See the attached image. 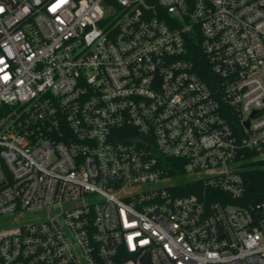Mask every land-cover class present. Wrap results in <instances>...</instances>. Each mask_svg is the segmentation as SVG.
Masks as SVG:
<instances>
[{
  "label": "built area",
  "instance_id": "2783aa9c",
  "mask_svg": "<svg viewBox=\"0 0 264 264\" xmlns=\"http://www.w3.org/2000/svg\"><path fill=\"white\" fill-rule=\"evenodd\" d=\"M251 165L264 0H0V264H264Z\"/></svg>",
  "mask_w": 264,
  "mask_h": 264
},
{
  "label": "trees",
  "instance_id": "16d2710c",
  "mask_svg": "<svg viewBox=\"0 0 264 264\" xmlns=\"http://www.w3.org/2000/svg\"><path fill=\"white\" fill-rule=\"evenodd\" d=\"M194 62L198 70L203 73L202 76L209 80L206 64H204L200 54L197 53ZM243 177L246 184L244 201L255 203L264 199V166L251 165Z\"/></svg>",
  "mask_w": 264,
  "mask_h": 264
}]
</instances>
